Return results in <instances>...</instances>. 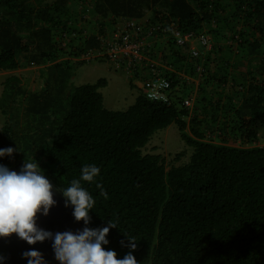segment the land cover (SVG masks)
<instances>
[{"label":"trees","instance_id":"1","mask_svg":"<svg viewBox=\"0 0 264 264\" xmlns=\"http://www.w3.org/2000/svg\"><path fill=\"white\" fill-rule=\"evenodd\" d=\"M125 20L169 28L155 30L131 72L83 58ZM176 31L209 34L211 47L196 40L203 48L195 59ZM148 58L166 67L169 104L134 82L150 77ZM87 62L127 73L134 103L107 109L105 78L72 87ZM30 67H43L41 88L11 75L0 95V149L21 151L0 164L35 158L61 189L96 164L100 175L83 184L96 201L90 226L117 223L104 248L119 259L131 251L127 234L137 240L138 264H264V144H256L264 129V0H0V71ZM172 124L192 150L180 165L144 152Z\"/></svg>","mask_w":264,"mask_h":264},{"label":"clouds","instance_id":"2","mask_svg":"<svg viewBox=\"0 0 264 264\" xmlns=\"http://www.w3.org/2000/svg\"><path fill=\"white\" fill-rule=\"evenodd\" d=\"M17 146L0 149V157L13 156L16 151H20L18 144ZM41 171L36 159H29L26 155L20 172L0 164V237L16 234L30 245L53 240L55 258L60 264H138L132 254L137 247V240L131 235L124 234L128 239L126 246L131 251L123 259L117 258L115 251L105 250L104 245L109 243L107 236L110 230L118 228L114 220H108L107 226L103 228L84 227L76 233L65 231L53 234L39 228L38 214L49 215L56 204L53 186ZM100 172L101 169L96 164H84L79 177L72 179L69 186L61 189L66 198L65 207L72 206L75 220L83 221L85 225L91 223L90 212L96 201L83 184H91ZM96 187L100 189V195L107 198L103 186L97 183ZM23 256L28 264H46L39 251H25Z\"/></svg>","mask_w":264,"mask_h":264},{"label":"built area","instance_id":"3","mask_svg":"<svg viewBox=\"0 0 264 264\" xmlns=\"http://www.w3.org/2000/svg\"><path fill=\"white\" fill-rule=\"evenodd\" d=\"M154 26L145 27L143 22L125 20L121 22V26H114L106 36L101 37L102 45L100 48L83 55V58L89 60L104 57L119 69L131 72L140 60L147 57L148 47L154 40L158 39L159 35L156 34L155 30H160L163 33L169 28L163 24ZM175 37L179 45L189 46L190 53L195 59L200 58V53L195 45L196 40L200 41L206 48L211 47V36L206 33L196 36L194 33L181 34L176 31ZM149 61L151 63L147 65L150 67V72H148L150 77L145 80L136 79L134 82H138L142 93L147 98L169 104L170 81L161 74L159 69V67H166L158 60L149 59ZM185 104L190 105L189 100H186Z\"/></svg>","mask_w":264,"mask_h":264},{"label":"rangeland","instance_id":"4","mask_svg":"<svg viewBox=\"0 0 264 264\" xmlns=\"http://www.w3.org/2000/svg\"><path fill=\"white\" fill-rule=\"evenodd\" d=\"M195 44L198 49L203 48L199 42H196ZM43 72V67H30L8 72L0 71V95L3 91L4 84L11 75L21 76L24 83L28 85L31 90H38L43 84L39 74ZM100 78H105L107 80V85L100 89L104 97V105L107 109L126 110L134 103L138 92L136 89L130 87L129 82L127 81V73L123 71H115L108 63L87 62L79 65L75 70V73L71 79V83L73 87L86 83H95ZM190 78H192V76H190ZM194 79L197 78L194 77ZM192 94L196 96L194 105L195 109V106H197L196 101L199 98V93L196 86H194ZM4 123V117L0 113V128ZM259 137L261 139L260 141L256 142V144L263 145L264 129L260 131ZM243 145H245V143ZM144 152L151 154H161L166 158L167 163L173 162L176 165H180L189 160L192 150L188 148L181 140L178 128L175 124H172L167 129L158 131L152 137L151 141L144 149ZM180 152H185V155L178 162H175V156Z\"/></svg>","mask_w":264,"mask_h":264},{"label":"water","instance_id":"5","mask_svg":"<svg viewBox=\"0 0 264 264\" xmlns=\"http://www.w3.org/2000/svg\"><path fill=\"white\" fill-rule=\"evenodd\" d=\"M25 161H20L14 166L8 167L12 171L20 172ZM53 186V195L56 204L51 208L49 215L44 216L42 213L37 216V226L53 234L57 232L72 231L76 233L84 227L91 228L90 224L85 225L83 221L77 222L73 216V207H65V197L61 188L57 186L42 171ZM92 229V228H91ZM53 240H45L37 242L34 245L28 244L20 239L16 234L10 237H0V264H28V260L24 258L23 253L29 250H36L43 254L46 264H60L55 258L53 249Z\"/></svg>","mask_w":264,"mask_h":264}]
</instances>
